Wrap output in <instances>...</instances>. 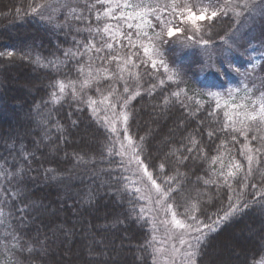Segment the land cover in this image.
<instances>
[{
  "label": "trees",
  "instance_id": "trees-1",
  "mask_svg": "<svg viewBox=\"0 0 264 264\" xmlns=\"http://www.w3.org/2000/svg\"><path fill=\"white\" fill-rule=\"evenodd\" d=\"M241 1L197 28L172 0H131L151 13L145 38L109 0H0V264H160L130 170L90 109L147 43L123 95L127 131L156 181L171 182L178 218L205 226L195 264L264 262V124L247 119L264 101V2L241 14ZM50 4L55 16H37ZM237 92L246 101L232 113L223 101Z\"/></svg>",
  "mask_w": 264,
  "mask_h": 264
},
{
  "label": "rangeland",
  "instance_id": "rangeland-1",
  "mask_svg": "<svg viewBox=\"0 0 264 264\" xmlns=\"http://www.w3.org/2000/svg\"><path fill=\"white\" fill-rule=\"evenodd\" d=\"M254 1L260 0H249L250 3ZM263 2L264 0H261L260 4ZM117 3L120 5L119 8L116 6ZM128 4L131 6H126V0H111V2H109L110 7L113 6V8H110L112 12L123 13L126 14L127 17L129 14H132V19L127 18L128 24L132 25L138 30L139 37L142 36L148 38L150 35L149 27L151 24V13L148 9V6L144 4L143 7H138L140 3L133 4L131 0H128ZM243 5L244 2L241 1V7L243 11L241 12L239 9V13L246 14L247 10ZM256 7L257 6H254L252 9H250V15H256L259 13L256 10ZM261 9L264 10V3L258 6V10ZM57 10L58 8L56 6L50 4L42 7L40 9V13H38L37 16L41 18H48L53 15L55 16L59 11ZM137 12L142 13L143 19H141V16L136 15ZM200 21L201 20L197 21L196 23L191 21L189 22L198 28V22ZM145 33L147 34L146 36ZM134 40L140 41V39ZM146 47L149 48L148 43L146 44ZM129 57L130 56L117 65L119 77L118 82L111 87L106 95L99 97L97 100H95V103L92 102L90 109L92 110L94 116L100 120L107 131L113 136L114 147L117 153H121V155H119L121 161L124 162L126 168L130 170V180L132 181L135 189L140 194V198L144 206V212L150 219L152 228L154 230V236L158 243L159 263L185 264L186 253L193 251V248L189 247V243L195 246L197 241L194 237H200L201 232L206 228L204 225H200L198 223H187L181 219V222L185 223L186 225L192 224L193 227H198L200 231L197 232L192 228L187 227L185 229L175 227V225L172 223V213L175 212L173 207H171V209H166L163 202H156L155 186L152 185L150 180H148V173L151 174V172L147 170L146 173L144 171L146 168L145 165L143 163L138 165L135 162L134 155H138L139 158L140 155L138 153L137 146L134 144L127 131V121H125L124 116H127L126 106L128 103V97L123 98V95L126 94L124 91L125 87H127L128 90L131 87L130 81H132L133 73L138 62L144 60L145 57H148V53L146 54L144 52L143 55H138L136 59L134 57H132L133 59H129ZM245 101L246 95L242 92H237L236 94H231L223 102H226L229 106V111L234 113L237 110L238 104L240 103L242 105L245 103ZM113 128H115V131L112 130ZM130 145H135V149H133ZM130 160L133 162L129 163ZM157 184L160 183L157 182ZM176 218L179 219L177 215ZM181 234L182 238L189 243L183 245L180 244L179 237Z\"/></svg>",
  "mask_w": 264,
  "mask_h": 264
},
{
  "label": "snow or ice",
  "instance_id": "snow-or-ice-1",
  "mask_svg": "<svg viewBox=\"0 0 264 264\" xmlns=\"http://www.w3.org/2000/svg\"><path fill=\"white\" fill-rule=\"evenodd\" d=\"M100 2L102 3L103 0H100ZM109 2H111V0H109ZM248 3L249 0H244V7L247 8L248 7ZM232 4V0H222V3L217 2V3H212V0H209V7H211L213 10L211 12H209L207 10V8H201L200 12H195L194 11V6L193 7H189L188 3L185 2V0H180V2L178 3L177 0H172V3L170 5H168V7H171L173 9V13H175L176 10H181L180 11V16L184 17L186 15L187 20L196 23L199 20H205V19H210L213 20V22H217V21H221L222 22V17L224 16H228V13L226 11H224V9H227L228 7H230ZM117 8H119V3H117ZM126 6H131L130 4H128V0H126ZM240 5L237 4V7H239ZM138 7H143V3L141 2L140 5H138ZM220 8L221 11H217L215 9ZM153 12L157 11L156 9H150ZM33 11H35V8L33 9ZM137 16H141V19H143L142 13L137 12L136 13ZM128 19H132V14H129ZM229 19H231V17H228ZM157 22L159 24L160 21V17L157 16ZM166 27V25H165ZM105 31H108V29H105ZM180 31L179 28H174V27H167L166 28V35L171 38L173 36H175L178 32ZM147 34L145 33V36ZM164 36V28H162L161 33L157 34V39L159 40L160 43H165V40L163 39ZM193 36H195V33H193ZM191 39V38H189ZM197 43H203L205 45H207L209 43V41L207 39H203L200 38L196 41ZM108 49L112 48L111 44L107 45ZM99 51V49H98ZM144 52L147 54L149 52V49L147 47L144 48ZM5 55L4 53H0V56ZM8 56H12L11 52L7 53ZM155 63H153V67H155ZM63 90V88L61 89ZM125 92L128 91V88L125 87L124 89ZM93 103H95V101H93ZM126 103V101H125ZM114 107V105H113ZM253 112L255 114H251L247 116V119H249L250 121L256 122L259 121L261 124H264V101H262L260 103L259 106V111L257 112L255 109H253ZM125 121H127L128 117L124 116ZM229 119L231 120V117H229ZM240 123H243L242 121ZM113 131H115V128L112 129ZM234 131L240 132L241 134H243V130L242 129H234ZM247 138V137H246ZM253 139H256V137H253ZM261 140H264V137L260 138ZM133 149H135V145H130ZM257 152H260L261 149L257 148L256 149ZM115 155H121V153H115ZM134 159L135 162L139 165L142 164L143 161L140 160L138 155H134ZM248 161H249V165L251 164L253 157L251 155H249L247 157ZM133 161L130 160L129 163H132ZM122 163V162H121ZM234 168H236L237 170L241 169V165L240 164H234L233 165ZM144 171L147 173V168L144 169ZM229 175H232V173H229ZM252 176V169L251 167H249L248 169V173L245 175V177H243V179H249ZM148 180L151 181L152 185L155 186L156 189V202L160 203L163 202L164 206L166 209H171L172 204L169 202L172 197H171V192H172V187H171V182L170 181H166V180H161L160 184H157L156 180L153 179L152 175L150 173H148ZM261 186H264V175L261 176ZM251 187L253 188H257L258 189V185L256 183H253L251 185ZM260 198L264 199V192L260 193ZM244 207H247V202L245 201ZM230 208H233V210H238L236 209L233 205L229 206ZM230 213L228 211L225 212V215L223 217V219H227L228 215ZM177 213L173 212L172 213V223L175 225V227L180 228V229H185L187 228H192L194 231L199 232L200 229L198 227H193L192 224H188L186 225L185 223L181 222L180 219L176 218ZM191 219L195 222L196 221V217H191ZM197 241V245H201L202 246V241L200 240V237H194ZM179 242L180 244H186L189 243L188 241L184 240L182 238V234L179 237ZM189 247L193 248V251L186 253V258H185V264H195V260L193 259V257H196L198 252L200 251V247L191 245L189 243ZM145 250H147V246L145 247ZM178 251V250H177ZM155 264V261H154ZM262 264H264V262H262Z\"/></svg>",
  "mask_w": 264,
  "mask_h": 264
},
{
  "label": "bare ground",
  "instance_id": "bare-ground-1",
  "mask_svg": "<svg viewBox=\"0 0 264 264\" xmlns=\"http://www.w3.org/2000/svg\"><path fill=\"white\" fill-rule=\"evenodd\" d=\"M154 178V177H153ZM155 179V178H154ZM156 180V179H155Z\"/></svg>",
  "mask_w": 264,
  "mask_h": 264
}]
</instances>
